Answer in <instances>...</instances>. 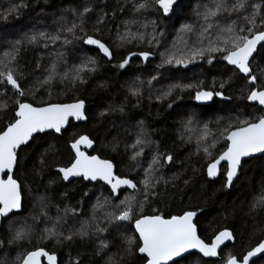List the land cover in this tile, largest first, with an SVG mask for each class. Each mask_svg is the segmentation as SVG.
Here are the masks:
<instances>
[{"label":"trees","instance_id":"obj_1","mask_svg":"<svg viewBox=\"0 0 264 264\" xmlns=\"http://www.w3.org/2000/svg\"><path fill=\"white\" fill-rule=\"evenodd\" d=\"M137 0H0V57L5 51H10L12 43L22 40L25 34L45 32L59 34L61 39L55 42L41 41L39 45H21L16 63L20 70L26 73L25 87L32 89L24 97H16L7 86L0 85V103L7 98L9 108L0 111V128H6L14 116L12 109L14 99L33 106L47 104L71 103L78 100L85 102L87 121L81 124L70 123L60 136L53 133L37 135L30 143L22 147L19 153V163L13 177L22 188V214L13 216L11 220L0 221V260L13 264L18 254L35 247H43L57 256L58 264H105L108 256L113 253L123 255L121 264H143L140 255L124 252L122 240L125 235H135L134 221L125 229H117L115 225L108 227L103 234H90L84 239L79 237L72 241L56 244L52 240H41V230L47 225L51 227L57 216L64 217L63 229L78 228L82 221L92 222L93 214L102 227L106 224V213L118 212L122 209L120 201L125 196L134 194L130 191L120 192L114 198L109 189L101 184H88L82 180L65 183L54 172L55 168L67 167L73 161L69 149L70 143L86 135L95 144L94 154L112 162L116 174L132 179L138 188L144 172L136 173L137 167H148L152 156L169 154L173 160L164 164L157 172L169 181H161L156 185L158 193L144 203L143 210L137 207L138 215L159 214L164 218L173 215H183L185 211L197 213L198 235L210 243L221 230H229L234 234V244L222 248L218 260H207L195 254H189L181 260V264H225L229 252L240 256L264 239V207L252 209L254 202L264 195V156L245 161L239 171V176L231 186L226 187L225 171L222 166L219 177L209 181L206 177V167L225 149L226 142L220 133L228 126L229 121L238 119H253L261 113L257 106L251 105L246 96L254 85L246 83L242 74H234L233 66L221 59L222 54L216 53L211 64L207 62L208 54L191 60V49L203 22L197 17V9L203 11L212 0H177L174 12L164 16L162 11L154 8L133 12V3ZM261 4L264 13V0H249ZM12 5H23L16 11L6 13ZM87 6L91 9L84 16V31L77 29L73 38L64 31L73 22L80 24L79 13ZM73 11L76 15H73ZM248 11H251L249 7ZM102 18V23H97ZM236 19H222L227 23ZM136 21L125 25L124 21ZM155 22L153 25L152 22ZM243 23V21H240ZM194 26L193 33L184 31L182 26ZM147 25V27H141ZM131 32H141L144 39H132L122 46L117 41V31L121 34L125 29ZM186 32V33H185ZM85 35L92 36L103 42L111 51L109 59L95 45L83 43ZM67 36L71 43H64ZM151 40V44H149ZM207 44V40L204 41ZM199 46V45H197ZM149 53L145 60L139 53ZM62 54V55H61ZM137 54V55H133ZM174 54L177 58L187 59L185 64L163 63L165 55ZM256 56L253 72L258 75V84H264L259 79L264 70V51ZM91 57L96 61V70L81 73L84 82L77 81L75 85L68 80L62 81L57 76L48 85H39L47 76L46 69L56 62L57 71L63 75L71 72L82 62ZM128 63L124 68L119 64L124 59ZM145 60V61H144ZM39 64V67H37ZM156 77V79H152ZM231 77V79H229ZM151 81V83H149ZM227 81L224 88L220 85ZM192 84L194 87L173 89L172 95L161 98L171 85ZM131 89H137L139 94L132 95ZM197 90L223 93L216 97L209 106H197L192 100ZM171 104V107H169ZM104 113V115H101ZM199 116L207 121L211 135L201 144L216 141L211 148V156H205L203 151L197 153V139L200 134L197 129L186 122L191 117ZM141 125V130L135 131ZM213 129H211V128ZM143 131V138L149 141L145 145L132 147L137 135ZM51 151H46L49 146ZM143 147V154L135 161L130 156ZM44 163L41 164V155ZM178 176L177 179H172ZM187 181V183H185ZM43 197V201H41ZM107 200L102 208L95 210L97 199ZM137 195V201L142 200ZM120 207H117V206ZM42 206L48 217L40 216L35 222V231L31 243L22 241L9 244L11 233L9 224L14 221L33 224L32 217L39 215ZM75 209V214L65 216L64 210ZM136 236V235H135ZM107 239L109 248L96 254L100 239ZM264 264V260H257Z\"/></svg>","mask_w":264,"mask_h":264},{"label":"snow or ice","instance_id":"obj_2","mask_svg":"<svg viewBox=\"0 0 264 264\" xmlns=\"http://www.w3.org/2000/svg\"><path fill=\"white\" fill-rule=\"evenodd\" d=\"M177 0H137L133 3V12H140L149 8H154L157 11H162L164 16H168L170 12H174V5ZM23 5H12L6 9V13L16 11L18 7ZM249 7L251 11H248ZM91 11L85 6L83 11L79 13L78 19L80 24L72 23L70 27H64V31L71 34L73 38L79 39L76 32L77 29L83 32L84 16ZM196 15L203 22L200 25L199 32L195 33L196 40L191 49V60L197 57H204L208 54L207 62L212 63L214 55L221 53V59L227 62V65L233 66L231 71L234 74H242V79L246 80L249 85H254L251 88L246 99L260 106V115L253 119H238L236 122L229 121L228 126L220 133L221 137L227 141L225 150H223L218 158L207 166V175L212 178L217 175L218 166L222 161L226 162L227 182L226 187L231 186L234 177L238 176V170L242 167V158L250 157L255 153H264V84H258V75L253 72V65L256 61V56L260 51H264V13L261 12V4L251 3L249 0H212L211 5H206L203 11L197 9ZM73 15L76 12L73 11ZM236 16V19H231L227 23H222V19H227ZM243 21V23H240ZM136 21H124L125 25L135 23ZM97 23H102V18L98 19ZM153 25L155 22H152ZM147 27V25H141ZM194 26L185 24L182 26V31L193 33ZM144 39V34L141 32H131L125 29L121 34L117 31L116 39L120 42L118 46L130 42L132 39ZM60 35L48 34L45 32L34 33L31 35L25 34L22 40H16L12 43L10 51H5L0 57V85L10 86L11 91L16 97H24L26 93L32 89L26 88L25 77L26 73L20 70V66L16 63L21 45H39L41 41L55 42L60 40ZM207 40V44L204 41ZM149 40V44H151ZM64 43H71L67 36L64 37ZM83 43L87 45H95L105 57L111 59L112 53L109 48L99 39L85 35ZM199 45V46H197ZM259 46V47H258ZM62 55V54H61ZM137 55V54H133ZM143 59L147 60L149 53H139ZM187 59L177 58L174 54L168 55L163 59L166 64H185ZM128 63V59H124L119 64L120 68H124ZM39 67V64H37ZM96 61L89 57L86 62H82L71 72L65 71L63 75L57 71L56 62L46 69L47 76L42 81H37L41 86L48 85L57 76H60L62 81L68 80L75 85L77 81L84 82L81 75L84 71H95ZM156 79V77H152ZM231 79V77H229ZM259 79L264 81V70H261ZM151 83V81H149ZM227 81L221 83L220 87L224 88ZM194 85L174 84L171 85L166 92L162 93L161 98H166L172 95L173 89L192 88ZM132 95H138L137 89H131ZM4 95V93H0ZM214 96L223 97V93L217 91L197 90L195 99L197 101H211ZM15 107L14 116L7 123L6 128H0V221L7 222L13 216L22 214V188L16 179L13 178V170L19 163L18 149L22 145H27L30 140L34 139V134L44 133L46 130H54L60 133L61 129L68 122L69 117H74L76 120H82L84 116V101L78 100L74 103L47 104L46 106H33L28 102H23L21 99H14ZM171 107V104H169ZM9 108L7 98L0 103V111ZM104 115V113H101ZM193 123L191 117L186 122V130L188 125ZM204 134L197 139V153L203 151L204 155L211 156V148L215 147L216 141L211 143L201 144V141L207 140L210 133L207 125L203 129ZM149 141L143 138V131L137 135L135 143L132 147L145 145ZM91 148L93 140L86 135H81L78 139L71 143V148L75 152V159L70 166L59 167L58 173L62 174V179L68 181L70 177H83L84 180H101L110 186L111 194L117 195L118 190L122 186L127 189H132V195L125 196L124 200L120 201L123 205L118 212L106 213L107 226L102 227L95 214H93L92 222L82 221L78 228L63 229L58 227L62 224L64 217L57 216L51 227L47 225L41 230V240H52L56 244L64 241H72L79 237L84 239L90 234H103L108 231V227L115 225L116 228L125 229L128 223L134 221L135 233L138 237L125 235L122 244L125 245L124 252L132 255L133 252L141 254L140 259L143 264H181L183 254L190 250H196L203 257H217L218 249L224 245L226 241H233L234 234L229 230L220 231L210 243L205 242L197 234V224L194 222V217L197 215L195 211H185L183 215H173L170 218H164L159 214L154 215H138L137 207L140 211L143 210L144 203L150 198L155 197L158 193L155 191L156 185L163 181L167 184L169 181L164 180L163 176H158L157 172L160 168L173 160L169 154H160L152 156L148 163V167L144 169V178L140 181L142 188H138L137 184L129 178H121L114 174L113 164L101 159L96 155L85 154L81 150V146ZM53 146H49L46 151H51ZM143 154V147L134 152L130 159L135 161L137 157ZM43 155H41V164L44 163ZM161 158L164 164H161ZM6 177V178H5ZM174 176L172 179H177ZM187 183V181H185ZM137 195L143 197L137 201ZM43 201V197H41ZM108 201L101 202L97 199V204L93 206L94 213L98 208H102ZM117 207H120L119 205ZM264 207V195L258 201L254 202L252 209ZM75 209L64 210L65 216L69 213L75 214ZM11 214V215H10ZM40 216H44L46 220L52 219L47 216L42 206L39 215L32 217L33 224L24 222L17 226L16 222L9 224L11 233L9 244H14L22 241L31 243L33 233L35 231V222L40 220ZM109 241L100 239L97 246L96 254L99 255L101 250L109 248ZM3 242L0 241V247ZM113 253L108 256L105 264H121L124 259L123 255ZM180 258V259H174ZM258 260H264V239L258 242L254 247L250 248L245 254L237 256L229 252L225 258V264H257ZM57 264V257L54 253L46 251L43 247H35L29 249L22 254L16 256L13 264ZM0 264H7L5 260H0Z\"/></svg>","mask_w":264,"mask_h":264},{"label":"water","instance_id":"obj_3","mask_svg":"<svg viewBox=\"0 0 264 264\" xmlns=\"http://www.w3.org/2000/svg\"><path fill=\"white\" fill-rule=\"evenodd\" d=\"M259 47V46H258ZM145 61V60H144ZM10 87V86H9ZM214 98H215V96L213 97V99L211 100V101H197L196 99H195V97L193 98V103L195 104V105H211V103H213V100H214ZM76 102V101H75ZM250 102V101H249ZM71 103H74V102H71ZM251 104H254V102H250ZM84 105H85V102H84ZM258 106V105H257ZM258 107H260V106H258ZM85 108H86V106H84V116H85V118L84 119H82V120H76L74 117H69V120H68V122L65 124V126L61 129V132L60 133H56L54 130H46L44 133H37V134H34V136H37V135H43V134H45V133H54L56 136H60L61 134H62V132H64L67 128H68V126L70 125V123H73V124H81V123H85L86 121H87V118H86V115H85ZM78 139V138H77ZM31 141V140H30ZM29 141V142H30ZM75 141V140H74ZM73 141V142H74ZM23 146H26V145H22L21 147H23ZM19 150V149H18ZM70 150H71V152H72V154H73V156H74V159H75V152L72 150V148H71V144H70ZM81 150L82 151H84L85 152V154H88V155H94V154H91L92 153V151L94 150V143H93V146L91 147V148H86V147H84L83 145L81 146ZM264 155V153H255V154H253L252 156H250V157H245V158H242V162L243 161H246V160H250V159H253V158H256V157H260V156H263ZM97 156V155H96ZM100 158V157H99ZM102 159V158H101ZM74 161V160H73ZM72 161V162H73ZM109 161V160H108ZM111 162V161H110ZM112 163V162H111ZM71 165V164H70ZM69 165V166H70ZM222 165H226L227 166V164H226V162H224V161H222L221 162V164L218 166V172H217V175L215 176V177H212V178H210L208 175H207V178H208V180H210V181H214V180H216L218 177H219V173H220V169H221V166ZM59 168V167H58ZM58 168H55L54 169V172L57 174V175H59L60 176V178L62 179V174H60V173H58V171H57V169ZM14 170H15V167H14ZM14 170H13V173H14ZM240 170V169H239ZM239 170H238V175H239ZM113 172H114V174H115V168H114V166H113ZM206 174H207V171H206ZM116 175V174H115ZM238 177V176H237ZM237 177H234V179H233V182L237 179ZM121 178H125V177H121ZM225 178H226V180H227V176L225 175ZM79 179H82L84 182H86V183H92V184H96V183H101V184H103V185H105V186H107V187H109V189H110V186L109 185H107V184H105L103 181H101V180H96V181H92V180H84L83 179V177H70L69 178V180L68 181H64L63 179V181L65 182V183H69V182H72V181H75V180H79ZM232 182V183H233ZM110 191H111V189H110ZM123 191H130V192H133V190L132 189H127L126 188V186H122L121 187V189H119L118 190V193H117V195H113L114 197H117L118 195H119V193L120 192H123ZM11 215V214H10ZM195 218V217H194ZM218 234V233H217ZM216 234V235H217ZM136 235H137V237H138V233H136ZM215 235V236H216ZM215 236H214V238H215ZM213 238V239H214ZM212 239V240H213ZM232 244H234V240L233 241H226L225 242V244L224 245H221V248L220 249H218V255H217V257H203V255L201 254V253H199L198 251H196V250H190L188 253H184L183 254V257L184 256H186V255H188V254H192V253H197V254H199V255H201L203 258H205V259H212V260H218L219 259V253L221 252V249L222 248H224L225 246H227V245H232ZM141 255V254H140ZM57 257V256H56ZM174 259H180V258H174ZM254 260H258L257 258H253ZM44 263L46 264V260L44 261ZM57 264H58V259H57Z\"/></svg>","mask_w":264,"mask_h":264},{"label":"rangeland","instance_id":"obj_4","mask_svg":"<svg viewBox=\"0 0 264 264\" xmlns=\"http://www.w3.org/2000/svg\"><path fill=\"white\" fill-rule=\"evenodd\" d=\"M182 30V29H181ZM184 31H182V33H183ZM186 33V32H185ZM165 57H167V55H165ZM216 97H220V96H216ZM192 103H193V100H192ZM194 104V103H193ZM195 105V104H194ZM206 123H207V121H203L202 119H201V117H199V116H196V117H194V119H193V123L190 125L192 128H194V129H197V132L200 134V136L201 135H203L204 134V132H203V129H204V126L206 125ZM208 127H209V125H207ZM211 128V127H210ZM211 129H213V128H211ZM139 130H141V125H138V130H137V127H136V129H135V131L136 132H138ZM211 135V131H210V133L208 134V136H207V138L209 137ZM199 136V137H200ZM225 150V149H224ZM135 171H136V173H142V171L144 172V170H143V167H137L136 169H135ZM14 222H16V224H17V226H19V224H22L23 222H21V221H14Z\"/></svg>","mask_w":264,"mask_h":264},{"label":"bare ground","instance_id":"obj_5","mask_svg":"<svg viewBox=\"0 0 264 264\" xmlns=\"http://www.w3.org/2000/svg\"><path fill=\"white\" fill-rule=\"evenodd\" d=\"M194 97H195V96H194ZM215 98H216V96H215ZM215 98H214V99H215ZM213 101H214V100H213ZM248 102H249V101H248ZM249 103H250V102H249ZM211 104H212V103H211ZM250 104H251V103H250ZM251 105H254V104H251ZM197 106H201V107H203V106H207V105H197ZM208 106H209V105H208ZM256 106H257V105H256ZM257 107H258V106H257ZM258 108H259V107H258ZM85 109H86V108H85ZM85 115H86V113H85ZM86 118H87V117H86ZM53 134H54V133H53ZM54 135H55V134H54ZM34 137H35V136H34ZM225 142L227 143L226 140H225ZM29 143H30V142H29ZM29 143H28V144H29ZM93 143H94V142H93ZM28 144H27V145H28ZM70 144H71V143H70ZM27 145H26V146H27ZM23 147H25V146H23ZM21 148H22V147H21ZM94 148H95V144H94ZM69 149H70V145H69ZM19 150H20V149H19ZM19 150H18V151H19ZM70 151H71V150H70ZM71 153H72V152H71ZM91 154H94V150L92 151ZM72 155H73V154H72ZM94 155H96V154H94ZM263 156H264V155H263ZM260 157H262V156H260ZM217 158H218V157H217ZM256 158H259V157H256ZM253 159H255V158H253ZM73 160H74V156H73ZM214 160H215V159H214ZM214 160H213V161H214ZM250 160H251V159H250ZM213 161H212V162H213ZM246 161H249V160H246ZM243 162H245V161H243ZM243 162H242V164H243ZM113 166H114V165H113ZM222 166L226 167V170H227V166H226V165H222ZM222 166H221V168H222ZM15 169H16V167H15ZM240 169H241V168H240ZM14 171H15V170H14ZM206 171H207V167H206ZM220 171H221V169H220ZM239 171H240V170H239ZM13 174H14V173H13ZM115 174H116V171H115ZM219 174H220V173H219ZM116 175H117V174H116ZM225 175H226V171H225ZM117 176H118V175H117ZM238 176H239V175H238ZM119 177H120V176H119ZM206 177H207V174H206ZM5 178H6V177H5ZM13 178H14V177H13ZM237 178H238V177H237ZM207 179H208V178H207ZM217 179H218V178H217ZM217 179H216V180H217ZM225 179H226V178H225ZM209 181H210V180H209ZM214 181H215V180H214ZM226 181H227V180H226ZM235 181H236V180H235ZM235 181H234V182H235ZM234 182H233V183H234ZM91 184H92V183H91ZM96 184H97V183H96ZM98 184H101V183H98ZM101 185H103V184H101ZM103 186H105V185H103ZM105 187H107V186H105ZM107 188L109 189V187H107ZM109 191H110V189H109ZM123 192H124V191H123ZM110 193H111V191H110ZM113 197H114V196H113ZM114 198H117V197H114ZM195 217H196V216H195ZM194 222H195V218H194ZM133 229H134V226H133ZM224 230H226V229H224ZM221 231H222V230H221ZM134 232H135V229H134ZM219 232H220V231H219ZM219 232H218V233H219ZM197 234H198V232H197ZM135 235H136V233H135ZM136 236H137V235H136ZM213 238H214V237H213ZM213 238H212V239H213ZM210 242H211V241H210ZM232 245H233V244H232ZM221 250H222V249H221ZM192 254H195V255H198V256L202 257L201 255H199V254H197V253H192ZM139 255H140V254H139ZM188 255H189V254H188ZM140 256H141V255H140ZM186 256H187V255H186ZM184 257H185V256H184ZM202 258H203V257H202ZM204 259H205V258H204ZM207 260H212V259H207ZM44 264H45V263H44Z\"/></svg>","mask_w":264,"mask_h":264},{"label":"flooded vegetation","instance_id":"obj_6","mask_svg":"<svg viewBox=\"0 0 264 264\" xmlns=\"http://www.w3.org/2000/svg\"><path fill=\"white\" fill-rule=\"evenodd\" d=\"M80 180H82V179H80ZM83 181V180H82ZM84 182V181H83ZM86 183V182H85ZM88 184H91V183H88ZM195 220H196V217H195ZM196 224H197V222H196ZM197 226H198V224H197Z\"/></svg>","mask_w":264,"mask_h":264}]
</instances>
